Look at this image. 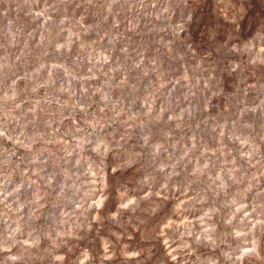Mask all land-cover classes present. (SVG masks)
<instances>
[{
    "label": "clouds",
    "instance_id": "9594fccd",
    "mask_svg": "<svg viewBox=\"0 0 264 264\" xmlns=\"http://www.w3.org/2000/svg\"><path fill=\"white\" fill-rule=\"evenodd\" d=\"M0 264H264V0H0Z\"/></svg>",
    "mask_w": 264,
    "mask_h": 264
}]
</instances>
